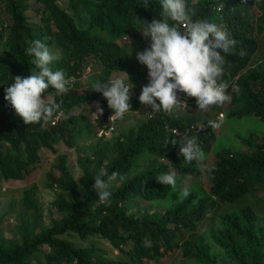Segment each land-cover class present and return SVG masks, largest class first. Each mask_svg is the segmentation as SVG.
Listing matches in <instances>:
<instances>
[{"label": "trees", "instance_id": "obj_1", "mask_svg": "<svg viewBox=\"0 0 264 264\" xmlns=\"http://www.w3.org/2000/svg\"><path fill=\"white\" fill-rule=\"evenodd\" d=\"M59 1L66 2L70 13ZM185 3L195 9V19L226 26L237 41L232 54L222 53L226 61L223 81L229 85L232 99L222 107L209 109L219 115L227 106L230 111L227 119L252 116L264 123V0L247 3L185 0ZM253 8L259 13L254 21L250 20ZM160 11L161 0H149L147 8L145 0H0V49L4 50L0 52V106L12 107L5 99V88L14 82V76L30 75L34 70L33 57L26 54V49L35 39L53 46L60 54L61 59L53 64L54 70L62 69L76 79L68 93L55 97L57 102L62 101L63 115L54 126L51 122L27 125L12 112L0 113V185L25 183L42 154L57 155L59 144L73 148L82 137L96 138L105 124L108 107L102 93L91 89L97 79L107 80L113 74L127 72L129 82L132 80L135 85L129 113L144 107L139 96L149 83L148 69L133 59L137 54L131 52V57H126L127 49L119 41L126 35L130 43L149 47L150 40L139 29L143 21L161 19ZM241 50L246 52L243 57L239 55ZM87 66L92 73L86 78L87 89L79 94L77 89L82 85L80 79ZM49 91L54 95V90ZM180 95L188 106L199 111L195 98ZM90 102L103 108L100 118L90 121L82 114H72ZM238 106L242 110L235 112ZM172 130L177 134H172ZM186 136L197 138L208 158L215 142L208 122L195 116L174 118L163 111L148 115L135 130L116 140L97 139L93 158H86L93 161L92 167L79 160L82 174L78 181L70 172L67 156L58 154L53 172L47 175V186L59 192L52 206L61 217L38 233H24L19 244H0V264H158L175 250L199 264H217L218 256L210 252L197 233L223 208L243 207L247 195L254 204L235 214L222 215L223 228L212 239L233 264H264V228L257 226L249 215V211H264V197L252 194L256 188L264 189V137L254 140L250 135L245 143L251 150L247 154L219 151L216 162L207 169V188H189L190 195L181 199L178 190L182 181L187 177L198 181L203 174L198 168L207 161L199 165L195 161L184 163L178 154L179 145L170 142ZM109 144L114 153L112 159L106 155ZM101 168L109 174L116 171L127 177L110 189V205L101 204L93 189L94 178ZM168 171L177 172V189L156 179ZM34 195V188L24 190L23 206L39 220L40 207ZM131 203L170 204L160 214L147 210L133 212ZM67 234H74L81 241L87 238L106 241L119 258H109L105 250L94 245L76 248L62 239Z\"/></svg>", "mask_w": 264, "mask_h": 264}, {"label": "clouds", "instance_id": "obj_2", "mask_svg": "<svg viewBox=\"0 0 264 264\" xmlns=\"http://www.w3.org/2000/svg\"><path fill=\"white\" fill-rule=\"evenodd\" d=\"M148 3L149 0H145V8ZM241 3H247V0H241ZM160 15L162 19L143 21V27L139 29L144 38L150 40L149 47L136 56L140 64L148 69L149 83L142 88L139 96L141 104L153 110L148 115L161 111L171 114L187 108V102L181 99L180 94L195 98L199 111H207L213 106L222 107L230 102L229 85L223 81L226 61L222 53L232 54L237 41L227 27L208 19H195V9L188 8L185 0H161ZM125 39L130 41L126 35ZM26 54L33 57L34 70L30 75L14 76V82L5 88V99L27 125L55 123L63 115L62 101L57 102L55 97L69 92L72 79L64 70L53 69V64L61 56L40 39L32 41ZM239 55L243 57L246 52L241 50ZM124 73L126 75L113 74L107 80L97 79L91 87L93 91L102 93L108 107L113 110L110 121L124 120L132 111L131 98L135 85L132 80L129 82V74ZM49 89L54 90V95ZM96 113L102 115L103 108H98ZM223 123L222 115L217 121H209L215 129ZM170 143L179 145L178 154L186 164L195 161L199 165L207 159L195 137L186 136L179 141L173 139ZM198 170L203 172L204 168L199 167ZM126 179V175L116 171L109 174L101 168L93 185L99 202L110 205V189L117 181ZM156 179L166 187L177 189L176 171L161 173ZM178 194L179 198L186 199L190 189H179Z\"/></svg>", "mask_w": 264, "mask_h": 264}, {"label": "rangeland", "instance_id": "obj_3", "mask_svg": "<svg viewBox=\"0 0 264 264\" xmlns=\"http://www.w3.org/2000/svg\"><path fill=\"white\" fill-rule=\"evenodd\" d=\"M30 4H33V1H30ZM58 4L70 13L69 9H67L66 2L59 1ZM250 13V20L252 21H254V19L259 15L255 8H253ZM29 15L32 17L34 16L33 13H29ZM33 20L36 21L37 18L33 17ZM130 41L128 40L126 43H123V41H119V45L125 46V48L127 49L126 57H131L132 53L137 54L138 52L143 51L147 48V44H132L130 43ZM49 48L55 52H58L53 46H49ZM2 51L4 52L3 49H0V52ZM136 56L137 55L133 56V59H137ZM93 66L96 67L95 65ZM89 77L90 76H88L87 78ZM86 80L83 81L81 87L77 89V92L79 94L87 89ZM98 106L99 105L95 102L86 103L81 107L75 109L72 114H82L83 116H85L84 119L94 121V116L96 112H98ZM241 110L242 109L240 106L234 109L235 112ZM152 111L153 110L150 106H144L138 113H129L126 115L124 120H117L115 122L114 131L110 136V140H116L127 134L128 131L135 130L137 126L143 123V121L146 119V114H149ZM228 112L230 111L228 110L227 106L224 107V109L222 110V114L219 115L215 114L211 109H208L207 111H197V109L188 106L187 108L178 109L170 114L174 118H179L182 116L200 117L201 119L207 121L208 124L209 121H217L222 115L224 121L219 129L212 128V126L209 124L215 134V142L212 145V149L207 158V161L202 165V167L204 168L203 174L198 181H195L192 177L185 178L181 183L182 188L187 187L194 190H205V188H207V182L209 179L207 169L216 162V154L219 151H231L247 154L251 152L250 148H247L245 145L248 137L250 135H253L254 140L264 137V123L259 122L257 118H254L252 116H242L239 118L233 117L231 119H227L226 117L228 116ZM97 143V138L85 139L84 137H82L78 144L73 148H68L66 146H63L62 144L57 145V155L65 154L67 156V165L73 178L76 181L77 177L80 178L82 174L79 160H81V163L83 165L91 168L93 161L88 162L86 161V158H90V160L91 158H93V153L96 150ZM110 146L111 144L108 145V148L106 150L108 159H112L114 157V153L112 152ZM57 155L51 153H43L40 158V163L32 169V172L25 183H4L0 185V244H5L8 246L19 244L24 233H29L31 231L34 233H38L41 230L48 228L52 220L59 219L61 217V214L58 213L52 206V203L58 197L59 192L55 188H49L47 186V175L53 172V166ZM146 163L147 162L144 161L143 167L146 166ZM195 183H197V187ZM116 186L117 184L115 183L112 187L114 188ZM30 188L35 189L34 200L40 207L39 220H35L34 214L23 206V192L24 190ZM252 194L256 198H263L264 189L256 188L253 190ZM169 204L164 205V207L158 204L154 206L131 203L130 207L132 208L133 212L147 210L149 213L157 211L158 213L162 214L163 210L168 207ZM253 204V199L248 200L247 195L246 198H244L243 207L240 208L239 206H232L223 208L216 217L206 221L204 226L198 231L197 237L200 236L202 241L209 246L210 252L218 256V260H220V262H218L217 264H233L228 259L224 251L213 243L212 239V236L223 228L222 215L235 214L243 208L248 209V207ZM249 215L257 226H261L262 228H264V211H249ZM62 239L68 241L76 248H87L90 245H94L105 250L109 258H119L118 252L113 250L106 241L98 240L95 238H87L86 240L81 241L74 234L64 235ZM158 264L199 263L193 259L184 258L180 250H175L172 253L166 254V256L161 259Z\"/></svg>", "mask_w": 264, "mask_h": 264}, {"label": "built area", "instance_id": "obj_4", "mask_svg": "<svg viewBox=\"0 0 264 264\" xmlns=\"http://www.w3.org/2000/svg\"><path fill=\"white\" fill-rule=\"evenodd\" d=\"M122 41L125 43L127 42L128 40L124 38H122ZM92 73V68L90 66H87L85 68V72L83 74V76L81 77V83H83V81L86 80V78ZM72 79V84L71 86L74 84V82L76 81V79L74 78H71ZM236 80V78H235ZM70 86V87H71ZM99 108V106H98ZM5 113V114H8V113H13L15 116L17 117H20L19 115H17V113L15 112V109L10 107V106H0V113ZM106 114H107V117H106V121H105V124L103 125V127L98 131L97 135H96V138L97 139H108L110 138L111 134L113 133L114 131V126H115V121H110V117L114 114L113 110L110 109L109 107H107V110H106ZM102 115H98L97 113L95 114L94 116V120H97L98 118H100ZM62 116L59 117V119L61 118ZM21 118V117H20ZM55 123H50L51 126H54ZM172 134H177L176 130H172L171 131Z\"/></svg>", "mask_w": 264, "mask_h": 264}, {"label": "crops", "instance_id": "obj_5", "mask_svg": "<svg viewBox=\"0 0 264 264\" xmlns=\"http://www.w3.org/2000/svg\"><path fill=\"white\" fill-rule=\"evenodd\" d=\"M135 113H138V112H135ZM129 114V113H128ZM131 114H134V113H131ZM148 116V114H146ZM145 117V116H144Z\"/></svg>", "mask_w": 264, "mask_h": 264}]
</instances>
